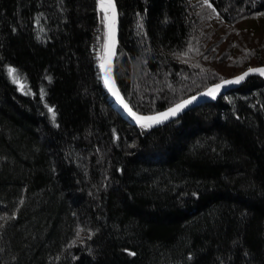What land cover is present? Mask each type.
<instances>
[{
    "label": "trees",
    "instance_id": "1",
    "mask_svg": "<svg viewBox=\"0 0 264 264\" xmlns=\"http://www.w3.org/2000/svg\"><path fill=\"white\" fill-rule=\"evenodd\" d=\"M117 87L163 111L264 65V0H115ZM252 37H254L252 39ZM96 0H0V264H264V81L147 128L94 63Z\"/></svg>",
    "mask_w": 264,
    "mask_h": 264
},
{
    "label": "water",
    "instance_id": "2",
    "mask_svg": "<svg viewBox=\"0 0 264 264\" xmlns=\"http://www.w3.org/2000/svg\"><path fill=\"white\" fill-rule=\"evenodd\" d=\"M97 11L102 15L105 25L106 43L102 59L101 77L106 92L115 108L135 126L154 128L170 123L195 107L215 102L230 90L244 84L250 77L259 76L264 81V65L252 66L237 75L224 79L207 90L154 114L142 115L134 112L121 95L114 77V63L119 41V11L115 0H96Z\"/></svg>",
    "mask_w": 264,
    "mask_h": 264
},
{
    "label": "rangeland",
    "instance_id": "3",
    "mask_svg": "<svg viewBox=\"0 0 264 264\" xmlns=\"http://www.w3.org/2000/svg\"><path fill=\"white\" fill-rule=\"evenodd\" d=\"M251 30L255 32L256 34L252 36H257L259 38L258 40L260 42H264V22H261L258 25L254 26H246L242 25L241 27L236 26L235 28H228L225 27L224 25L218 26V35H223L226 34L227 37L229 36L232 38L231 43L234 44L236 47L237 46H243V42L247 39L248 40V31ZM254 37H252L253 39ZM105 43H106V34H105ZM105 51V45H104V50L103 52L97 49V51L94 49V54H93V59L94 63L97 67L98 71V76L99 78L101 77V66H102V59ZM241 71L235 73L234 75H237ZM233 75V76H234Z\"/></svg>",
    "mask_w": 264,
    "mask_h": 264
}]
</instances>
